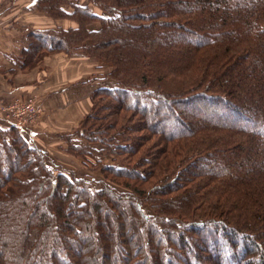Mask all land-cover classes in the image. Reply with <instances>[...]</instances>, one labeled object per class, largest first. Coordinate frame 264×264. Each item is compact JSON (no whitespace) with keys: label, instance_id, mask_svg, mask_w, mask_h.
<instances>
[{"label":"trees","instance_id":"obj_1","mask_svg":"<svg viewBox=\"0 0 264 264\" xmlns=\"http://www.w3.org/2000/svg\"><path fill=\"white\" fill-rule=\"evenodd\" d=\"M101 1L104 11L118 17L79 13L105 24L90 34L124 38L97 40L94 48L113 63L111 76L120 88L99 90L101 98L115 101L111 122L103 123L106 117L99 115L106 105L99 103L86 125V132L97 131L82 136L146 169L98 161L103 178L128 192L105 185L91 192L83 181L53 178L16 129L0 130V141L8 137L0 146V264H55L59 252L61 264H117V251L125 264H264V0ZM133 1L146 2L147 13L117 8ZM157 6L168 10L151 12ZM46 33H29L21 69L32 64L29 51L41 45L56 51L58 40ZM81 38L72 33L65 39ZM250 40L260 43L253 50L257 72L247 54ZM143 97L147 103L140 102ZM175 103L195 104L202 112H193L190 122H171ZM248 107L249 117L242 116ZM122 110L138 117L139 130L130 117L119 116ZM125 118L131 123L120 129ZM220 144L234 153L211 152ZM204 160L214 162L204 166ZM214 181L221 187L212 195ZM70 236L80 239L78 248L58 250Z\"/></svg>","mask_w":264,"mask_h":264},{"label":"rangeland","instance_id":"obj_2","mask_svg":"<svg viewBox=\"0 0 264 264\" xmlns=\"http://www.w3.org/2000/svg\"><path fill=\"white\" fill-rule=\"evenodd\" d=\"M238 1L241 0H234V2ZM18 2L19 0H11L9 7L16 5ZM26 4L29 6L28 9L30 8L33 10V21L31 25H35L34 27L31 25L24 27L20 26V33L23 32L22 34L25 35L26 33L47 32L46 36L58 40L55 46L57 49L54 51L52 50L53 48L50 50L47 48L48 46L44 47L41 45L39 48H35L34 51H29L27 54H29L32 64L19 71L14 69L6 70V67L0 65V130L7 131L10 128L16 129V132L26 142L29 148L39 152L43 163L51 170L53 178L64 176L71 182L83 181L88 184V189L91 192H95L99 190L102 185H105L114 193H127L128 191L126 188L117 186L113 182L103 178V173L99 168L100 164L98 161L109 166H120V164H122L128 168H136L138 171H144L146 167L138 163H127L130 159L125 160V157H122L121 154L114 155L107 153L105 151L107 146L102 142H91L86 137L82 136L86 133H95L97 131L95 127H91L90 129H93L92 131L94 132H86V130L89 129L86 125L89 126L92 122L91 117L98 113L97 105L99 103L106 105L104 106L105 109L100 110L99 115L106 117L103 123L111 122L112 115H110V112L112 108L110 105L115 103V101L108 97L101 98L99 96L100 94H98L99 90H118L120 88L117 80L111 76L115 71L112 67L113 63L94 52V48L98 44L97 40L101 43L107 41V43L110 44L115 41L122 42L124 38L119 35L113 38H105L104 35L100 37L96 36V34H90L91 32L98 33L106 28L105 24L98 21V19L93 20L84 18L79 11L82 9L89 10L99 19L116 18L118 17V12L110 14L104 11L102 8L103 2L101 0H34L28 1ZM110 5H112V3ZM147 7L148 4L146 2L139 3L137 1H133L127 5H120V3H118L117 6L122 13L128 15L132 13L144 15L147 13V10L144 11L142 8ZM162 10L168 9L157 6L150 11L161 12ZM28 12L30 13V11ZM20 15H22V13H20ZM45 24L49 27L47 30H38V28L35 27L37 25L41 27ZM228 30L232 32L231 29ZM175 32L177 36L178 32L176 30ZM72 33H79L82 37L79 42L70 41L67 43L65 39L66 35L69 34L70 36ZM176 36L175 39L177 38ZM60 40H62V44ZM171 40H173V38ZM27 42L28 41H24L22 43L20 53L23 49H26L25 46H27ZM48 43L51 44L52 42L48 40ZM257 43L258 41L252 42L250 40L248 43V50L250 51L247 53L251 56L256 72L258 69V66H256L258 59L254 55L255 51L253 50L255 45L257 46L256 49H258L260 43H258V45ZM114 49L116 50L117 47ZM19 56H22V54H19ZM24 59L25 58H22L21 60L24 61ZM18 63L19 59L16 61V64ZM241 73L242 72L238 70V76H240ZM6 86H9V88H6ZM256 87V90H259L258 84H256ZM23 88H25V90ZM7 89L10 90L9 93H6ZM140 102L147 103V100L143 97ZM173 106L175 108V116L171 122H176L177 120L190 122L192 119L190 115L193 112H202L201 109L195 108V104L181 106L175 103ZM249 110L250 107L240 112L242 116L249 117ZM230 111L232 112V109ZM234 111L237 112V110ZM231 112L229 113L232 114ZM210 113L211 112H208V114ZM120 114L125 117H130V120L132 119V123H134V127L139 130L137 126L138 117L134 115L133 112L122 110L119 116ZM234 117L236 116L234 115ZM238 118L240 117L236 119ZM128 123H131V121L125 118V120L121 121L119 124L120 129H124ZM174 127H176V124L173 128ZM168 128V130L172 131L170 126H168ZM101 130H106V128H101ZM123 131L124 130H122V132ZM140 133L141 132H137V134ZM99 134H104V132H99ZM127 135V139L133 142V138L131 139L133 134L128 133ZM4 140L5 141H0V146L2 147L3 145L1 143H6L8 137L6 136ZM122 142L125 145L127 144L128 147L129 145L132 146V143L129 141L125 142L124 140ZM151 142L152 143L147 144V147L150 148L149 152H154L157 138H153ZM115 143L121 144L120 139L118 138ZM249 145L251 146V144ZM250 146L246 149L247 151H253V148ZM108 147H110V150H113L111 144L108 145ZM81 148H88L91 153L88 154ZM129 149L131 148L129 147ZM213 150L220 151L222 156L232 155L234 153V150H227L223 144L217 145L211 152H213ZM4 154L6 155V152H4ZM259 156L261 155H258V157ZM212 162L214 161L204 160L202 165H209L212 164ZM222 162L223 159L217 160V163H215L218 165L217 168H219V164H222ZM110 179L113 178L110 177ZM211 184L213 188L209 191L210 194H217L216 189L220 188L221 185L214 181L209 184V188ZM143 209L146 214L149 212L146 207H143ZM78 242H81L79 238L70 236L67 245L62 243V246L58 247V250L67 252L71 248H78ZM183 252H186L185 248ZM52 253L54 254L55 252ZM59 254L61 253L59 252L56 254L57 259H59L52 263L61 264L65 261L62 256L59 257ZM113 258L116 260L117 264H125V262L122 261V255L119 251L115 252Z\"/></svg>","mask_w":264,"mask_h":264},{"label":"crops","instance_id":"obj_3","mask_svg":"<svg viewBox=\"0 0 264 264\" xmlns=\"http://www.w3.org/2000/svg\"><path fill=\"white\" fill-rule=\"evenodd\" d=\"M28 1L34 0H19L18 5L9 7L11 0H0V65L6 67V70L14 69L19 71L22 67L16 64V61L21 57L19 56L20 48L22 43L27 41L29 33L25 35L22 34L23 32L20 33L19 27L31 25L33 21V10L28 9L29 6L26 4ZM46 24L41 27H38L39 25L35 27L38 30H47L49 27ZM34 25L31 26L34 27ZM6 88H9V86H6ZM23 89L25 90V88ZM9 92L10 90L7 89L6 93Z\"/></svg>","mask_w":264,"mask_h":264}]
</instances>
